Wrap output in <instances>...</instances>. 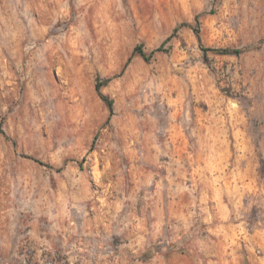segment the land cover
<instances>
[{
  "label": "rangeland",
  "instance_id": "rangeland-1",
  "mask_svg": "<svg viewBox=\"0 0 264 264\" xmlns=\"http://www.w3.org/2000/svg\"><path fill=\"white\" fill-rule=\"evenodd\" d=\"M155 134L178 139L214 197L193 200L184 234L166 222L125 264H256L264 0H0V196L14 213L58 196L84 209L115 161L125 173L148 162Z\"/></svg>",
  "mask_w": 264,
  "mask_h": 264
},
{
  "label": "crops",
  "instance_id": "crops-1",
  "mask_svg": "<svg viewBox=\"0 0 264 264\" xmlns=\"http://www.w3.org/2000/svg\"><path fill=\"white\" fill-rule=\"evenodd\" d=\"M169 136L162 139L155 134L146 151L148 162L132 163L127 173L115 161V175L86 198L82 210L74 209L72 202L64 201L62 206L58 196L50 202L38 199L34 208L14 213L5 188L0 196V264H125L139 255L148 238H161L166 222L184 234L192 224L193 200L205 198L206 193L214 197V191L206 192L196 159H188L190 167L185 170L181 145ZM164 153L171 158L162 159ZM142 201L150 207L149 221L140 207ZM249 249L253 263L263 264L262 233L251 236Z\"/></svg>",
  "mask_w": 264,
  "mask_h": 264
},
{
  "label": "trees",
  "instance_id": "trees-1",
  "mask_svg": "<svg viewBox=\"0 0 264 264\" xmlns=\"http://www.w3.org/2000/svg\"><path fill=\"white\" fill-rule=\"evenodd\" d=\"M207 49L211 50L212 48H207ZM220 51L225 52V53H240L242 50L225 48V49L220 50ZM138 52H140L141 55H143L146 59H150L151 55L147 54L144 50H142L141 46H136L134 48V53H138ZM101 86H102L101 83L97 82L96 88H97L98 92L100 93L101 97L107 103V105H108V107L110 109V117H111V115H113V113H114V100L111 99L109 96H106V95L102 94Z\"/></svg>",
  "mask_w": 264,
  "mask_h": 264
}]
</instances>
